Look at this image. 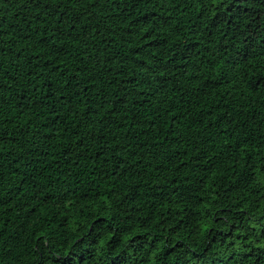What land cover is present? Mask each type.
I'll return each instance as SVG.
<instances>
[{"label": "trees", "instance_id": "16d2710c", "mask_svg": "<svg viewBox=\"0 0 264 264\" xmlns=\"http://www.w3.org/2000/svg\"><path fill=\"white\" fill-rule=\"evenodd\" d=\"M0 264H264V0H0Z\"/></svg>", "mask_w": 264, "mask_h": 264}]
</instances>
